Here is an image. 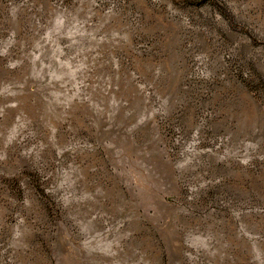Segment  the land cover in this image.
Segmentation results:
<instances>
[{
    "label": "rangeland",
    "instance_id": "obj_1",
    "mask_svg": "<svg viewBox=\"0 0 264 264\" xmlns=\"http://www.w3.org/2000/svg\"><path fill=\"white\" fill-rule=\"evenodd\" d=\"M0 264H264V0H0Z\"/></svg>",
    "mask_w": 264,
    "mask_h": 264
}]
</instances>
